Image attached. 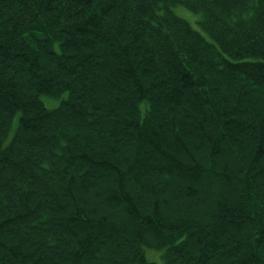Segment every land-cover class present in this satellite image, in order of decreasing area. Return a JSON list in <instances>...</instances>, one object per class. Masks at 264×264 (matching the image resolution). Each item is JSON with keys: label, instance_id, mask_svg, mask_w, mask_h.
<instances>
[{"label": "trees", "instance_id": "16d2710c", "mask_svg": "<svg viewBox=\"0 0 264 264\" xmlns=\"http://www.w3.org/2000/svg\"><path fill=\"white\" fill-rule=\"evenodd\" d=\"M149 250L264 264V0H0V264Z\"/></svg>", "mask_w": 264, "mask_h": 264}, {"label": "rangeland", "instance_id": "374dc122", "mask_svg": "<svg viewBox=\"0 0 264 264\" xmlns=\"http://www.w3.org/2000/svg\"><path fill=\"white\" fill-rule=\"evenodd\" d=\"M174 10L178 16L187 20L195 30H197L198 32H202L203 34H205V36L210 38L209 35L207 34V32L202 30V26H201L200 20H199V15L195 14L191 10H189L185 7H182V6H177ZM42 99L48 107L51 106L50 102H52V99L45 98V97H42ZM11 134H12V132H11ZM205 148H206L205 144H203L202 146H199L200 156H202V157L204 156V153H202V152L204 150H205L204 152H206ZM194 166H197V165H194ZM158 190H159V186L155 188L156 192ZM146 257L148 260L156 262L157 264L162 263L161 253L158 251H150L149 250L146 252Z\"/></svg>", "mask_w": 264, "mask_h": 264}, {"label": "bare ground", "instance_id": "6f19581e", "mask_svg": "<svg viewBox=\"0 0 264 264\" xmlns=\"http://www.w3.org/2000/svg\"><path fill=\"white\" fill-rule=\"evenodd\" d=\"M104 50H105V47L104 46H99V51H98V53H100V52H104Z\"/></svg>", "mask_w": 264, "mask_h": 264}]
</instances>
